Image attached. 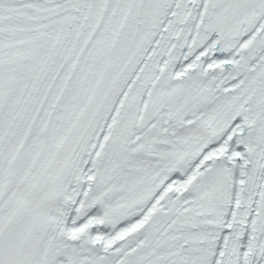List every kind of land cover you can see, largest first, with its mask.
<instances>
[{"label":"snow or ice","instance_id":"1","mask_svg":"<svg viewBox=\"0 0 264 264\" xmlns=\"http://www.w3.org/2000/svg\"><path fill=\"white\" fill-rule=\"evenodd\" d=\"M0 264H264V0H0Z\"/></svg>","mask_w":264,"mask_h":264}]
</instances>
